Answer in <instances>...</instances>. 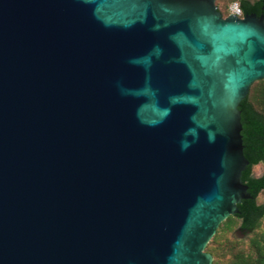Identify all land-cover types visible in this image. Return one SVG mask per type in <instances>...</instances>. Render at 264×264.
<instances>
[{
    "label": "water",
    "instance_id": "95a60500",
    "mask_svg": "<svg viewBox=\"0 0 264 264\" xmlns=\"http://www.w3.org/2000/svg\"><path fill=\"white\" fill-rule=\"evenodd\" d=\"M263 78L264 14L0 0V264H212Z\"/></svg>",
    "mask_w": 264,
    "mask_h": 264
},
{
    "label": "trees",
    "instance_id": "16d2710c",
    "mask_svg": "<svg viewBox=\"0 0 264 264\" xmlns=\"http://www.w3.org/2000/svg\"><path fill=\"white\" fill-rule=\"evenodd\" d=\"M233 1L239 3L242 15L252 12L264 14V0H216L218 10L224 17L228 15V6ZM239 109L245 155L250 161V169L262 158L256 149L264 142V78L251 85ZM242 180L249 184L253 197L238 204L240 212L224 220L208 243L205 251L212 254V264H264V204L260 205L259 194L261 187H264V177L246 179L242 176ZM239 226L248 228L250 232L244 237L235 235L233 231Z\"/></svg>",
    "mask_w": 264,
    "mask_h": 264
},
{
    "label": "flooded vegetation",
    "instance_id": "af4514ba",
    "mask_svg": "<svg viewBox=\"0 0 264 264\" xmlns=\"http://www.w3.org/2000/svg\"><path fill=\"white\" fill-rule=\"evenodd\" d=\"M243 146H244L243 151H244V155H245L246 145L243 144ZM256 151L258 154L262 155V158L259 160V162L257 164L253 165L250 169L248 168V166L250 164V161L248 160L249 163L246 166V168L244 169V171L242 172V176H245L246 179H257V178L260 179V178H262V176L264 177V158H263L264 157V142L259 148L256 149ZM243 183L245 184L246 187H248V191H249V188H250L248 186L249 184H247L246 182H243ZM259 194L263 196V200L260 202V205H262V204H264V187H261ZM248 232H250V230L248 228L242 227V226H239L234 230V234L237 236H243Z\"/></svg>",
    "mask_w": 264,
    "mask_h": 264
},
{
    "label": "built area",
    "instance_id": "2783aa9c",
    "mask_svg": "<svg viewBox=\"0 0 264 264\" xmlns=\"http://www.w3.org/2000/svg\"><path fill=\"white\" fill-rule=\"evenodd\" d=\"M233 14L242 17V9L237 1H233L228 6V15Z\"/></svg>",
    "mask_w": 264,
    "mask_h": 264
},
{
    "label": "rangeland",
    "instance_id": "374dc122",
    "mask_svg": "<svg viewBox=\"0 0 264 264\" xmlns=\"http://www.w3.org/2000/svg\"><path fill=\"white\" fill-rule=\"evenodd\" d=\"M262 200H263V196L261 195V196H260V202H261ZM233 233H234V231H233ZM244 236H245V235H244ZM244 236H243V237H244ZM210 241H211V240H210Z\"/></svg>",
    "mask_w": 264,
    "mask_h": 264
}]
</instances>
